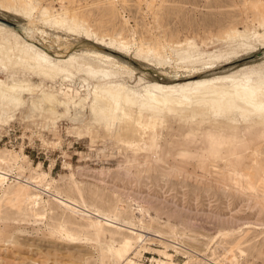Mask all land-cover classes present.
I'll use <instances>...</instances> for the list:
<instances>
[{
    "label": "rangeland",
    "instance_id": "obj_1",
    "mask_svg": "<svg viewBox=\"0 0 264 264\" xmlns=\"http://www.w3.org/2000/svg\"><path fill=\"white\" fill-rule=\"evenodd\" d=\"M19 1L0 0V18L28 26ZM22 2L33 8L36 26L42 9L60 14L66 22L61 37L77 48L111 44L136 72L132 79L111 69L96 74V63L79 59L80 69L68 76L27 77L36 91L21 93L25 106L0 123V264H264V136L254 134V142L241 147L248 137L242 127L232 142H223L230 137L225 118L210 127L203 116L174 111L159 116L135 150L115 140L112 127L108 137L81 133L63 107L53 115L40 108L25 112L46 88L60 89L67 108L81 104L87 117L90 102L82 98L107 80L140 91L242 68L256 78L251 68L264 63V51L245 54L248 47L225 36L234 29L254 39L264 23V0ZM72 16L78 21L69 30ZM158 49L165 59L155 58ZM209 63L216 67L210 70ZM185 68L201 73L187 79ZM177 73L178 81L169 80ZM0 81L11 84L2 69ZM112 112L106 107L98 117ZM104 215L116 225L105 224Z\"/></svg>",
    "mask_w": 264,
    "mask_h": 264
},
{
    "label": "bare ground",
    "instance_id": "obj_2",
    "mask_svg": "<svg viewBox=\"0 0 264 264\" xmlns=\"http://www.w3.org/2000/svg\"><path fill=\"white\" fill-rule=\"evenodd\" d=\"M19 3H22L23 7L25 6L23 8L25 17H20L27 20L28 26L17 23V21L15 23L16 26H10L0 21V69L5 71L11 82L9 86L6 81H0V123H7L14 117L15 112L20 111L25 106L23 99L20 97L21 93L30 94L36 91V86H33L29 78H27L29 76L39 77L48 81L64 75L68 76L70 75V70L80 69L79 59L84 62L96 63L94 64L96 66V74L105 75V72L111 69L114 72H123L130 79L135 75L136 70L132 67V64L122 60L118 55L120 53H116V49L111 44L103 43L102 45L96 42L81 44L77 48L74 45L75 41L69 42L68 37L63 38L59 35V30L66 28L64 27L66 22L62 15L51 16L48 12L49 10L42 9L39 11L42 25L38 22L39 24L36 26L35 22L30 19L33 8L27 6L22 0ZM52 13L54 12L52 11ZM261 13V17L264 16V7ZM75 19L76 17L72 16L69 30L74 28ZM37 34L38 42L35 38ZM226 35L225 37L230 42L240 41L244 47H248V49L243 50L245 54L256 53L257 50L264 51V23L259 25L256 39H253L251 32L239 33L234 29L226 32ZM222 39L221 37L220 40ZM158 51L159 54H155V58L163 57V52H160L159 49ZM160 54L161 56H159ZM238 57V55L234 54L232 58H235L233 60L236 61ZM230 59L220 66L230 64ZM147 64L150 66V63ZM152 66L154 65L152 64ZM215 67L212 63L208 68L212 70ZM251 69L255 71L256 78L246 72L249 68H242L236 73L227 74L223 77L188 81L181 85L148 84L140 91L127 86L125 82H120L116 79L107 80L106 83L93 86V91H89L87 96L82 98L83 101L90 102L89 116L87 117L83 115L84 106L81 104L74 105L72 109L67 108L68 104H64V98L59 92L60 89L46 88L45 91L37 95L38 102L32 103L25 112L30 116L34 110L40 108L45 112L44 114L53 115L57 112L58 107H63L64 116L67 115L81 133L85 132L84 134L91 136L101 135V137H108L107 133L112 127L114 131L113 138L124 146L128 145L135 150L153 131L159 116L162 117L174 111L186 113L191 118L200 115L212 123L210 127L214 125L217 127L221 126L220 123L225 118V126L230 131V137L222 138L221 140L223 142H232L238 130L242 127L248 136L247 140L240 145L244 147L245 144L254 142V134L259 137L264 136V63ZM185 70L188 73L187 79H194L196 78L194 74L198 76L201 73L195 68L190 70L185 68ZM110 73L112 72L110 71ZM93 76H95L94 73ZM181 76V74L177 73L174 76H168V78L169 80L178 81ZM106 107L112 109V115L103 114L98 117V113ZM143 115L149 117L144 119ZM104 119L106 120V122L103 121L105 125L101 127L102 122L100 121ZM108 119L112 120L114 126L109 121L107 123ZM216 144L217 142L213 141L209 147H216ZM59 204L67 209H72L69 202L60 200ZM99 214V212L95 214L98 219L101 218ZM111 219L112 217L104 215L102 220L105 224L112 226L116 222L114 223ZM104 231L106 232V230ZM132 235L141 243L147 240L145 235L137 233H132ZM127 248H129L128 245H126L125 249L127 250ZM124 252L122 250V253Z\"/></svg>",
    "mask_w": 264,
    "mask_h": 264
},
{
    "label": "water",
    "instance_id": "obj_3",
    "mask_svg": "<svg viewBox=\"0 0 264 264\" xmlns=\"http://www.w3.org/2000/svg\"><path fill=\"white\" fill-rule=\"evenodd\" d=\"M0 21H2V22H4V23H6L7 25H10V26H16V24H14V23H10V22H8V21H6L5 19H2V18H0ZM260 56V55H259ZM254 57L253 56H251L250 58H247V59H243L244 61H247V60H250V59H253ZM238 62H240V61H237V63Z\"/></svg>",
    "mask_w": 264,
    "mask_h": 264
}]
</instances>
